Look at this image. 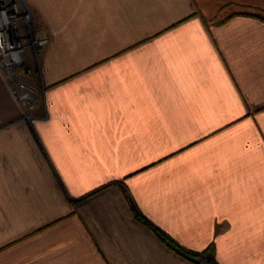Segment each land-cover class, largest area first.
I'll list each match as a JSON object with an SVG mask.
<instances>
[{
    "label": "crops",
    "instance_id": "0c3cea01",
    "mask_svg": "<svg viewBox=\"0 0 264 264\" xmlns=\"http://www.w3.org/2000/svg\"><path fill=\"white\" fill-rule=\"evenodd\" d=\"M19 1L47 41L28 114L0 68V264H204L136 213L264 264V0Z\"/></svg>",
    "mask_w": 264,
    "mask_h": 264
},
{
    "label": "built area",
    "instance_id": "2783aa9c",
    "mask_svg": "<svg viewBox=\"0 0 264 264\" xmlns=\"http://www.w3.org/2000/svg\"><path fill=\"white\" fill-rule=\"evenodd\" d=\"M47 36L37 29L32 13L19 0H0V68L24 111L33 107L34 94L21 83H14V68L35 56Z\"/></svg>",
    "mask_w": 264,
    "mask_h": 264
},
{
    "label": "trees",
    "instance_id": "16d2710c",
    "mask_svg": "<svg viewBox=\"0 0 264 264\" xmlns=\"http://www.w3.org/2000/svg\"><path fill=\"white\" fill-rule=\"evenodd\" d=\"M235 13V12H233ZM236 13H244L248 14L250 16L256 17L258 19L264 20V10L258 7H246V6H240L239 11ZM229 16V15H228ZM227 17V16H226ZM136 216L147 223L149 227L154 231V233L159 237V239L164 242L169 248L173 249L176 253L184 256L185 258L194 261V259L198 257H204L203 263L204 264H215L212 256H211V250L206 249L201 254L199 252H193L190 250H185L181 246H179L170 236L166 235L162 230L159 228L149 224L142 218L139 214L136 213Z\"/></svg>",
    "mask_w": 264,
    "mask_h": 264
},
{
    "label": "rangeland",
    "instance_id": "374dc122",
    "mask_svg": "<svg viewBox=\"0 0 264 264\" xmlns=\"http://www.w3.org/2000/svg\"><path fill=\"white\" fill-rule=\"evenodd\" d=\"M42 46L36 48L34 57L31 56L30 58H28L26 60L25 63H23L22 65L17 66L13 69L14 75L12 76V81H11L14 83H21L27 89H29L33 92V94H34L33 106H34L35 101L37 100V91L35 90V85L37 83L36 82L37 81V74H38L37 54L39 53L40 48ZM32 108H29L28 111L25 110L24 112L26 114H28L29 111L32 110ZM197 259H200L201 261H205L204 257H198Z\"/></svg>",
    "mask_w": 264,
    "mask_h": 264
},
{
    "label": "water",
    "instance_id": "95a60500",
    "mask_svg": "<svg viewBox=\"0 0 264 264\" xmlns=\"http://www.w3.org/2000/svg\"><path fill=\"white\" fill-rule=\"evenodd\" d=\"M194 261L196 262V263H202L203 261H201L200 259H194Z\"/></svg>",
    "mask_w": 264,
    "mask_h": 264
}]
</instances>
